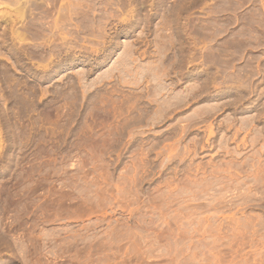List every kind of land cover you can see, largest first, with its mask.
I'll return each instance as SVG.
<instances>
[{"label": "rangeland", "instance_id": "1", "mask_svg": "<svg viewBox=\"0 0 264 264\" xmlns=\"http://www.w3.org/2000/svg\"><path fill=\"white\" fill-rule=\"evenodd\" d=\"M0 264H264V0H0Z\"/></svg>", "mask_w": 264, "mask_h": 264}, {"label": "bare ground", "instance_id": "2", "mask_svg": "<svg viewBox=\"0 0 264 264\" xmlns=\"http://www.w3.org/2000/svg\"><path fill=\"white\" fill-rule=\"evenodd\" d=\"M22 14H24V13H20V15H22Z\"/></svg>", "mask_w": 264, "mask_h": 264}]
</instances>
